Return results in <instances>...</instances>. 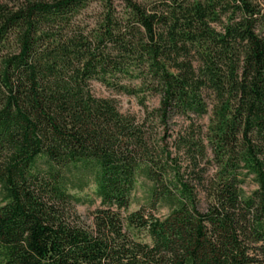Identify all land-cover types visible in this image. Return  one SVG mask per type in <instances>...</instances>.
I'll list each match as a JSON object with an SVG mask.
<instances>
[{
	"label": "trees",
	"instance_id": "16d2710c",
	"mask_svg": "<svg viewBox=\"0 0 264 264\" xmlns=\"http://www.w3.org/2000/svg\"><path fill=\"white\" fill-rule=\"evenodd\" d=\"M0 264H264V0L0 1Z\"/></svg>",
	"mask_w": 264,
	"mask_h": 264
},
{
	"label": "rangeland",
	"instance_id": "374dc122",
	"mask_svg": "<svg viewBox=\"0 0 264 264\" xmlns=\"http://www.w3.org/2000/svg\"><path fill=\"white\" fill-rule=\"evenodd\" d=\"M1 2H14L15 0H0ZM95 7V5H94ZM92 90L93 92L100 97H112L115 98L118 101L119 107L125 111V112H131L134 114H137L138 116L142 115L143 110L138 104L137 100L133 96H129L127 94H123L120 92H117L111 88H108L104 84H102L100 81H93L92 82ZM151 104L157 105L158 99H152ZM144 184L140 185L133 196V203L130 207V210H136L138 209L142 203L145 201V191L148 187L143 186ZM81 197H83L84 200L87 201V199L92 198L95 199L94 203L92 202H83L76 205V209L79 214L86 217L88 214H90L93 210H95L100 205V200L96 198L95 192H94V185H91L88 189L81 192L79 194ZM149 240V238H147Z\"/></svg>",
	"mask_w": 264,
	"mask_h": 264
}]
</instances>
